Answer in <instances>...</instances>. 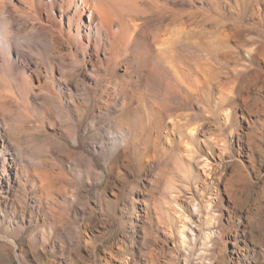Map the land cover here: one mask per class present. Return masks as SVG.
Listing matches in <instances>:
<instances>
[{
	"label": "rangeland",
	"instance_id": "obj_1",
	"mask_svg": "<svg viewBox=\"0 0 264 264\" xmlns=\"http://www.w3.org/2000/svg\"><path fill=\"white\" fill-rule=\"evenodd\" d=\"M156 1L166 101L146 42L0 15V264H264V0Z\"/></svg>",
	"mask_w": 264,
	"mask_h": 264
},
{
	"label": "bare ground",
	"instance_id": "obj_2",
	"mask_svg": "<svg viewBox=\"0 0 264 264\" xmlns=\"http://www.w3.org/2000/svg\"><path fill=\"white\" fill-rule=\"evenodd\" d=\"M12 3L16 11L21 10L25 15L32 14L39 24L42 22L43 12L50 13L51 21L71 39L80 41L83 49H89L93 40L101 44L103 37L110 39L113 47L116 43L119 44V61L128 59L139 42H146L152 64L150 72L154 75L171 76L166 83L167 90L163 99L166 101L171 94H180L182 90L189 88L179 69L180 65L175 64L177 62H173L164 52L163 36L166 34L162 35L163 30L160 29H157L158 32L146 29L148 20L161 10V5L156 0H18L17 3L14 0H0L1 16L6 6ZM187 35L186 28L182 29L181 26L173 43L180 44Z\"/></svg>",
	"mask_w": 264,
	"mask_h": 264
}]
</instances>
